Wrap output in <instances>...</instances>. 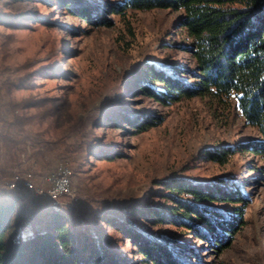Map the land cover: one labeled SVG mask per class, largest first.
<instances>
[{"label":"rangeland","instance_id":"374dc122","mask_svg":"<svg viewBox=\"0 0 264 264\" xmlns=\"http://www.w3.org/2000/svg\"><path fill=\"white\" fill-rule=\"evenodd\" d=\"M102 1L110 10L107 2L114 0ZM50 2L1 0L22 21L12 28L0 25V84L8 78L18 82L19 77L33 73L37 85L18 90L16 96L45 98L48 107H53L48 114L46 107L42 112L28 108L36 116L24 125L20 148L0 140L1 182L11 187L17 174H32L35 185L47 188L51 175L67 168L72 193L63 195L61 203L115 208L144 198L167 203L161 182L176 175L201 182L239 180L252 201L245 212V225L224 250L218 251L174 225H155L153 230L191 237L192 244L201 248L194 264H264V157L238 151L226 165L206 157L209 148L237 145L258 137V130L246 124L238 109H225L209 96L162 104L135 94V87L125 89L127 81L135 82L143 75L146 62L189 59L180 47L165 46L180 41L174 29L180 13L160 8L129 10L126 15L108 11L105 23L93 24L70 15L64 2ZM42 16L51 24L39 19ZM122 108L155 124L142 131L99 128L105 143L124 144L117 149L124 155L113 159L87 160L82 152L73 151L92 120ZM69 126L79 130L67 133ZM3 131L0 127V133ZM213 205L224 210L232 206L228 202ZM109 232L118 238L113 229ZM124 245L132 250L129 243ZM133 259L141 264L139 256Z\"/></svg>","mask_w":264,"mask_h":264},{"label":"trees","instance_id":"16d2710c","mask_svg":"<svg viewBox=\"0 0 264 264\" xmlns=\"http://www.w3.org/2000/svg\"><path fill=\"white\" fill-rule=\"evenodd\" d=\"M39 1L50 4L54 0ZM57 1L66 4L70 15L93 24L105 23L104 13L108 11L120 15L129 10L159 8L179 12L174 29L180 41H169L165 46L180 47L189 54L188 62H146L143 75L135 82L127 81L125 89L135 87V94L162 104L209 96L225 109L235 107L246 124L258 130V137L209 148L206 157L222 165L238 151L264 157V0H114L107 2L110 10L104 8L102 0ZM19 17L0 0V25L17 27L22 21ZM39 19L51 24L46 17ZM53 71L70 75L65 70ZM16 81L8 78L0 84V127L5 130L0 140L20 148L24 125L36 116L28 108L41 111L46 107L48 114L53 107H48L45 98L16 96L18 90L37 85L33 73ZM127 111L112 110L106 118L92 120L77 138L73 151L82 152L87 160L124 155L117 150L124 144L105 143L98 129L142 131L155 124ZM75 127L69 126L66 132L78 131ZM1 181L0 264H137L133 257L138 256L141 264H194V259H200L201 248L192 244L191 237L153 230V226L174 225L222 251L245 225V212L252 201L239 180L227 178L201 182L176 175L161 182L167 203L144 198L115 208L104 204L95 208L89 204L56 205L33 195L23 184L11 188ZM217 202L232 206L224 210L213 205ZM109 229L119 235L117 239ZM124 243H129L132 250H127Z\"/></svg>","mask_w":264,"mask_h":264},{"label":"built area","instance_id":"2783aa9c","mask_svg":"<svg viewBox=\"0 0 264 264\" xmlns=\"http://www.w3.org/2000/svg\"><path fill=\"white\" fill-rule=\"evenodd\" d=\"M18 184H23L33 195L48 199L56 205L61 203L60 199L63 195L72 193L71 172L67 168H60L58 172L53 173L47 188L35 185L32 174H17L11 182V187H17Z\"/></svg>","mask_w":264,"mask_h":264}]
</instances>
